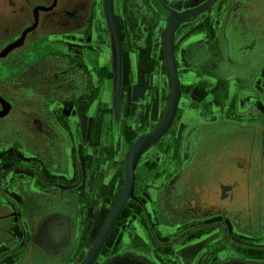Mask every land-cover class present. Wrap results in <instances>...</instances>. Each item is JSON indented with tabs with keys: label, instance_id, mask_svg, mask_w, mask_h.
Masks as SVG:
<instances>
[{
	"label": "flooded vegetation",
	"instance_id": "1",
	"mask_svg": "<svg viewBox=\"0 0 264 264\" xmlns=\"http://www.w3.org/2000/svg\"><path fill=\"white\" fill-rule=\"evenodd\" d=\"M12 1L17 4L15 9L11 8L7 13L4 11L2 15L0 14L3 21L5 20L4 33H6V37L0 41V45L4 44L3 47H6L19 39L26 28L36 25L26 34L23 43L8 53V58L3 62L0 70L3 71V75L0 76V95L6 102L0 99V112H6L2 116L0 115V143L5 141L16 143L25 140V126L27 123H31L28 124L31 129V133L27 135L28 143L32 144V147L36 146L38 151H43L46 159H55L59 163L62 160L64 162L67 159L66 131L55 129L59 126L54 118L57 114L55 110L57 102L55 98L52 100L50 97L56 93L57 86L63 85V81L69 83L67 87L62 86V89H71L72 92L73 88L78 90L77 85L79 84L80 90H85L88 87L87 78L89 74L94 77L97 73L101 80H104L102 73L99 71L103 66L90 70L88 63L90 50L92 54L96 50V55L100 54L102 58L104 55L102 43H106L107 49L110 45V52L109 49L108 52L111 55L112 66L113 109L116 110L113 41L107 23L108 19L106 21L105 0H7L10 6H13ZM154 1L160 4V0ZM181 1H193V4L181 10L173 11L183 12L194 9L207 0ZM152 3H154L153 0H113L114 18L122 47V82L119 110H138L136 109L138 108L137 102L140 100L143 104L139 108L142 110L156 109V107L153 109V103H149L150 93L154 94L155 92V89L151 91L150 83L152 80L155 81L154 76L157 67H159V70L161 69L160 63L162 61L156 60L154 54L156 49H159L162 45L157 42L159 38L158 29L162 24L155 13V8L152 9ZM225 3L226 5L221 6L222 11L220 13L216 11L219 4V0H216L209 10L181 22L176 30V33L181 31V46L177 54L174 39V55L176 66H179L180 71L178 73L182 90L181 100L185 105L180 107V100L175 118L180 117L182 133L186 135L184 144L187 147L181 154L180 159L176 158V160H174L175 157L172 159L170 155H162L153 159L152 154H148L147 159L140 163L142 157L139 158L135 171L134 192L135 202L144 212V215L142 213L141 215L145 219V223H142L140 215L132 211V214L128 215L119 226L117 225L116 233L112 234V231L108 236L96 259L97 261H95L98 264H111L120 258L134 259L146 264H203L202 256L210 254L211 251L214 252L215 259H209V262L205 264H259L246 262L243 258L233 259L230 256L223 258L222 253L216 249L218 247L224 248L223 243L231 239L230 236L226 235V227L224 226V219L227 218L230 212L235 216L244 213L248 220H253L260 214V211L249 209L245 212H229L217 209L215 204H212L213 199H210L209 193L206 194L209 197L200 198V187L198 185L201 182L196 184L198 187L191 188L189 195H187L188 199L182 195L183 190H179L177 187L178 184L182 186L186 180L188 182L190 179V176L184 178L183 175L187 170H191L203 141L210 140L222 133L228 134L227 137L240 138L239 143L243 142L244 144L247 140L243 131L247 126L238 127V124L234 123V120H228L224 113H221L220 118L214 121L202 120L197 116L191 118L193 116L190 115L191 110H199L191 103L193 101L192 91L196 86L194 84L204 82L209 76L205 74L207 72L211 76L217 77L219 83L222 81L226 83L221 87V90L211 88L209 93H213L217 100L220 98L226 100L227 96L224 94L228 93L227 89L231 87L230 79L234 75L240 74L241 77L246 78L247 83L251 79L264 82V74H262L264 70V43L253 47L252 40H246L245 48L232 49L231 45L229 46L223 39V34L231 30L230 27L235 14L241 12L246 15L247 35L250 34L255 38L262 34L264 31L260 28H262L264 22L259 24L257 13L262 14L264 20V0H225ZM39 6H44L46 9L38 8ZM170 16L171 12L165 29L163 45L165 52L163 57L167 66V29ZM194 18L195 21L192 20ZM98 34L101 35V38L105 35L107 40L105 42L102 39L101 41L98 40ZM63 37L65 39L69 37L67 41L76 43L78 46L82 45L79 50L81 51L80 55H73L70 52L65 53L60 50H48L51 43L65 42ZM91 41L95 43L89 46ZM213 41L214 43L211 44ZM36 43L41 44L38 49ZM219 43H222L223 47ZM245 52L246 54H244ZM213 56V66L209 64L210 59L207 60L208 63L203 62L200 65L202 59L212 58ZM243 56L246 58V70L235 73L236 71L232 69L234 66L231 62ZM99 60L101 61V59ZM159 78L162 82L163 74ZM31 96L32 98H30ZM33 98L39 99L35 102V110H31L28 105V101ZM160 102L159 100V107L162 105ZM15 115L18 116L17 122L10 121L6 124L5 121L15 117ZM162 117L160 118L161 121L163 120ZM192 119L193 123L191 122ZM49 121H53L52 125ZM146 125H149V123L147 122ZM233 126L239 129H234ZM253 126L259 127L257 125ZM155 127L144 134L150 133ZM52 134L55 136L53 143L50 140V137L53 138ZM196 142L198 150L193 153ZM241 143L233 142L231 144L228 157H224L223 163H219L221 168L224 167L223 165L228 166L235 156H246V148H242ZM43 144H46L44 149L48 150L42 148ZM250 153L255 156L254 147L250 150ZM145 156L146 154L143 157ZM165 157L171 158L174 162H164ZM190 159L191 162H189ZM204 159L201 169L208 170L207 173L210 176V172H216L210 164V160L214 158ZM55 160L51 163L55 167V169L53 168L54 174L51 175V180L42 179L37 172V176L41 178L39 181L43 184L41 190L31 189L33 193L28 194L26 188L25 190L23 188L24 193L21 203L5 192L0 194L2 199H9L14 203V206L9 207V209L6 204L0 201V264H80L88 257L90 249L94 245L110 212H106L104 222L99 224V231L91 238L88 231L92 219L99 212L98 208H94L96 206L94 205L95 199L91 202V206L89 204L85 205L90 206L87 207L88 211H85L81 194L82 174L77 180L68 181V179H65V174L68 173L67 164L65 163V166L61 168V165L56 163ZM240 163V160L236 161L238 168H240L238 165ZM138 168H140V171H137ZM239 170L238 173L231 171L229 178L234 182H240L242 178V182L244 181L245 184H249L251 188L257 191L260 179L251 174L253 177L246 181V167ZM142 176L147 179L145 183L143 182L144 184L140 178ZM216 177L218 175L215 176V180L218 179ZM93 178L87 180V183L97 181ZM126 181L127 179L123 181L122 188L114 195L116 200L123 192ZM160 181V185L156 186ZM252 182L255 183L254 186ZM137 188H140V193L142 192L143 195L149 197L151 202L149 208L141 200L144 198L143 195L136 193ZM204 190L209 192V189L204 188ZM107 194L108 190L106 195L103 196L105 197ZM211 194L214 198H217L216 195L219 196L220 191H214L213 189ZM110 197L112 198L113 195ZM101 208L105 210L102 205ZM112 208L113 206L108 210L110 211ZM221 222L224 224H221ZM18 227L21 229V235L17 230ZM124 229H130L129 233L124 234ZM86 233L87 236L84 235ZM221 240L224 242H221ZM87 242H91L90 247L86 244ZM152 243H157L158 247L162 248L163 260L158 259L159 256ZM10 256L16 257L10 259L12 261L6 259Z\"/></svg>",
	"mask_w": 264,
	"mask_h": 264
},
{
	"label": "crops",
	"instance_id": "2",
	"mask_svg": "<svg viewBox=\"0 0 264 264\" xmlns=\"http://www.w3.org/2000/svg\"><path fill=\"white\" fill-rule=\"evenodd\" d=\"M224 5H226L225 0H219L216 11L221 13L222 7ZM230 29L231 30H229L228 33L223 34V39L229 46L231 45L232 49L239 47L245 48L246 40H252V44H254L253 47H257L264 43V32L259 34L260 37L257 36L255 38L250 34L247 35L246 15L243 12L235 14ZM98 36V40L100 41L101 39L103 42L107 40L105 35H103L102 38L100 34H98ZM63 38L65 39V37ZM68 38L65 39V42L51 43L48 46V50H60L64 51L65 53L70 52L73 55H80L81 51L79 50L82 48V45L78 46L76 43H71L67 41ZM94 43L95 42L93 41H91V43L89 42V46L93 45ZM212 43H214V41L211 42V44ZM219 44L221 47H223L222 43ZM36 45L35 46L37 49L39 46H41V44L37 43ZM102 45V51L104 54L102 58L100 54L96 55V50L93 51V54L90 50L88 63L90 70L103 66V68H100L99 71L102 73L101 75L104 77V80H101L97 73L94 75V77L89 74V77L87 78L88 87L85 90H80L79 84L77 85L78 90L73 88L72 92L70 91L71 89H62L63 87H67L69 83L68 81H63V85L60 84L61 88L60 85L57 86L56 93L52 94L50 97L52 100L55 98V101L57 102V106H55L57 114H55L56 117L54 118L57 120L59 126L55 129H57V131H66V161L63 162L62 160V162L59 163L55 159H46V157L43 155V151H38L36 146L32 147V144L28 143L27 141V135L31 133V129L28 124L31 123H27L24 129L26 133L25 140L16 143L6 141L0 143V188L2 189L0 194L5 192L21 203L25 188L26 193L32 194L33 191H31V189L41 190L43 186L39 179L42 178L48 179L49 181L51 180V175L54 174L53 171L55 169L51 163L54 160L56 163L61 165V168L65 166V163L67 164L68 173L65 174V179H68V181H75L82 174L83 184L81 187V194L83 196V205L85 211H88L87 207L91 206V202L94 201L96 196H101L104 194L106 195L107 190L108 194L114 196L117 194V191L122 188L125 170L121 169L123 168L121 164L125 161V157L127 155L126 153L129 150L127 149L125 151L126 144L128 141H131L133 136V138L137 136L138 127H143L144 124L146 125L148 122V128H151L152 125L151 129H153L157 124H160L161 120L159 119V116L162 114L163 117H161L163 119L167 110L154 109V107L157 108L159 105V100L155 97V92L154 94L151 92L149 103H153L154 110H142L139 108L140 105L143 104L140 100L137 102L138 108L136 109L138 110H119L120 112L117 113L116 110L113 109L111 59L108 58L109 52L106 43H102ZM84 47L85 46L83 45V48ZM98 52H100V50H98ZM98 58L101 59V61ZM212 59L214 60V56L212 58L210 57L208 59H202L200 65L203 62L208 63L207 60H209V64L213 66L214 64H212ZM231 63L232 66H234L232 69L236 71L235 73H240L246 70L247 64L245 56L242 58L238 57ZM205 74L209 76H207V79H205L204 82L201 84L193 83L196 86L194 90L192 89L193 101L191 103L199 108V110H191L190 115H193L191 118L197 116L202 120L214 121L217 118H220L221 113H224L228 120H234V123L238 124V127L242 125L247 126V123L253 122L250 124L251 126L257 125L260 128H264L263 81H254L251 79L247 83L246 78L241 77L240 74L234 75L230 79L231 87L227 89L228 93L224 94L227 96V99L223 100L220 98L217 100V98L215 99L213 96V93H209V90L211 88H216L215 90H221V87L226 83H223V81L219 83L217 77H213L207 72ZM262 74H264V70ZM154 77L155 81L152 80L150 83L151 91L154 90L152 87L153 82H157L156 76ZM165 82L168 85V99L166 98L165 103L168 104L170 103L171 98V87L169 86L171 81L169 78H166ZM183 82L184 81L182 80V83ZM156 88L157 86L155 85V89ZM30 98H32V96ZM36 101H39V99L33 98L28 101V105L31 110H35L34 108ZM224 104L225 107L223 108ZM53 121H49L50 125H52ZM191 122L193 123V119ZM259 124L262 125L260 126ZM52 137L53 138L50 137V140L52 141L51 143H53L55 136L52 134ZM185 140L186 135L182 133L180 117L178 119L174 118L166 133L163 135L161 140H159V142L163 143V155H170L172 159L175 157L174 160H176V158L180 159L181 154L187 147L184 144ZM45 146L46 144H43L42 148L44 149ZM241 147L246 148V156L241 155L233 157L231 160L233 166L234 164L236 165L237 160H240L241 163L238 164L239 167H246V181L253 177L251 174H254L255 178L262 180L264 175V142L260 144V147H258V144L255 141L252 142L251 139H247L246 144L244 143ZM253 147H255L254 150L258 149L260 151L259 154H261V156H252L250 150H252ZM197 148L198 144L196 142L193 153L197 152ZM172 159L165 157L163 160L164 162L171 163L174 162ZM213 161V164H211L213 170L216 172L220 171L221 167L219 163L221 162L217 161L216 159ZM189 162H191V159ZM45 164H47L48 167L45 166ZM37 172L41 178L37 176ZM92 178L95 180L97 179V181H89V183H87V180H91ZM216 178H219V175ZM17 179L18 181H16ZM241 179L240 182H237V187L227 195L225 200L214 198L212 204H215L217 209L227 210L229 212H245L246 210L251 209L252 211H260V214L253 220H248L244 213L235 216L230 212L227 218L224 219L225 224L222 222L221 224H224L226 227V235L230 236L231 239L223 243L224 248L218 247L216 250L222 253L223 258L230 256L233 259L243 258L249 263L264 264V189L263 185H261L262 181H260L257 191H255L256 189L254 190L251 188L249 184H246V189H242L243 192L240 194L239 186L242 182ZM84 199H86L85 202ZM0 201L6 204L7 208H12L14 206V203L11 200L4 198L2 199L1 195ZM87 204L90 206H85ZM250 204L251 206H249ZM17 230L20 234V227H18ZM221 242L224 241L221 240ZM15 257L16 256H10L6 259H15ZM209 259H215L213 251H211L210 254L206 256H202L203 264L209 262ZM123 260L124 258H120L113 261L111 264L129 263ZM135 263L142 264L138 262Z\"/></svg>",
	"mask_w": 264,
	"mask_h": 264
},
{
	"label": "rangeland",
	"instance_id": "3",
	"mask_svg": "<svg viewBox=\"0 0 264 264\" xmlns=\"http://www.w3.org/2000/svg\"><path fill=\"white\" fill-rule=\"evenodd\" d=\"M180 1L181 0H178V1H175V0L174 1H170V0H160V4H158L156 1L153 0L154 3H152V5H153L152 9L155 8V13L157 14L158 18L161 20L160 22L162 24L160 26V28L158 29V31H159V36L158 37L159 38L157 39V42H160L162 44L161 45L162 47L160 46L159 49H156L155 54H154V58L156 60L162 61L160 63L161 69L159 70V67H157V69L155 71V76L157 78V82L156 83L153 82V84H152V86H153L154 89H155V85L157 86V88L155 89V90H157V91H155V97L158 100H160L161 101V104H162L161 107H159V105H158L157 108H156V110H167L168 104H170V103H168V104L165 103V100H166L167 95H168L167 94L168 85H167V83L165 81H166V78H169V80L171 81V79H170L171 76L169 77V75H170L169 72L170 71H169L168 66L165 64V62H164L165 59L163 57V55L165 54L164 48H163L164 41H165L164 36H165V29L167 28L166 25H167V22L169 20V13L171 12V10H181L182 8L187 7V6H190L191 4H193V1H190V2H185V1H183V2L181 1L180 2ZM12 3H13V6H10V4L7 2V0H0V14L2 15L4 13V11H6V13H7L8 10H10L11 8H14L15 9V6L17 4H16L15 1L14 2L12 1ZM101 5H102V2H101ZM263 8H264V5H263ZM192 20L195 21L196 19L194 18ZM4 21H3V19L0 16V41L4 37H6V35H5L6 33H4V31H5L4 30V28H5ZM106 21H107V18H106ZM257 21L259 22V24H261L262 22H264L263 17H262V14H258L257 13ZM262 25L263 26H261L262 28H260V29L264 31V24H262ZM180 32L181 31H179V32L176 33V38H175V44H176L177 54H178L179 47L181 46ZM120 43H121V39H120ZM3 46H4V44H1L0 45V51L5 48ZM108 49H109V52H110V45L108 46ZM121 49H122V47H121ZM112 50H113V47H112ZM244 54H246V52ZM112 56H113V53H112ZM110 57H111V55L109 53L108 58L111 59ZM7 58H8V54L6 56H4V57H0V70L2 69L3 62ZM166 60H167V58H166ZM167 63H168V61H167ZM177 68H178V71H179V66L178 65H177ZM161 74H163L162 82L160 81V78H159ZM2 75H3V71H0V76H2ZM169 84H170L169 86L171 87V92H172V84H171V82ZM158 86H159V89H158ZM125 87L127 88L128 85L125 86ZM171 96H172V93H171ZM170 100H171V98H170ZM184 105H183L182 100H181L180 107L181 106H184ZM161 116H162V114H161ZM161 116H159V119H160ZM17 117L18 116L15 115V117H12L11 119L10 118L7 119V121H5L6 124L7 123H10V121L11 122H17L16 121V120H18ZM252 123L253 122L247 123V127L244 128L243 131L246 134V139H251L252 141H255L258 144V147H260V144H262L264 142V128H260V127H256V126H251L250 124H252ZM248 124H249V126H248ZM259 125L261 126L262 124H259ZM218 126H219V124H218ZM148 127H149V125H145L143 127H138L137 136L135 138H133L134 137L133 136L132 137L133 139L131 138V141H128V143L126 144L125 151L127 149H130L134 145V143L138 140V138L140 136H142V134H144L148 130H151L152 125H151V128H148ZM233 127H235L234 129H239L236 126H233ZM227 135L224 134V133H222V134H219L218 136L217 135L214 136L210 140H207L205 142L204 141L202 142L203 145L201 146V148L199 147L198 156H196L193 166L191 165L192 166L191 170H187V172L183 175L184 178L187 177V176H190L189 177L190 179L188 180V182L186 180L185 183L182 186H180V184H178V186H177L179 188V190H183L182 195L186 199H188L187 195H189V192L191 191V188L192 187H194V188L195 187H198V186L200 187V189H199L200 190L199 196H201L200 197L201 199L207 198L209 196H210V199H214V196L211 194V191L213 189H214V191H220L219 196L216 195V197L219 198V200H221V199H224L225 200L226 197H227V195L230 194L237 187V185H236L237 182H234L233 180H231L229 178V174L230 173H232L234 171H236V173H238L240 171L239 168H237V166L235 164L233 166L232 161L228 164V166L223 165L224 167H222L221 170L218 171V172L211 173L210 172L211 169H210L209 170L210 176H209V173H207L208 170L201 169L202 168V162H203V160H205L204 158H214L217 161H219V162L222 163L223 160L225 159L224 157H228L229 151L231 149L230 148L231 147V144L233 142H235V143L236 142H239V139L240 138H236L234 136H233V138H232V136H228L227 137ZM161 138L159 140H161ZM159 140L157 142H155L152 146H150L149 148H147L146 150L143 151L142 155L144 156L146 154V156L145 157H143L142 155L140 156V157H142L140 159V163H143L147 159V155L148 154L149 155L152 154L153 159L154 158H157V157L159 158L160 156L163 155V152H162L163 143L162 142H159ZM241 144L243 145V142ZM259 152L260 151L258 149L254 150L255 157L261 156V154H259ZM213 160L210 162V164H213V162H214ZM121 165L123 167L121 169H125V171H126V159H125V161ZM137 171H140V168H138ZM217 175H219V178L218 179L216 178L217 180H215V176H217ZM140 178H141L142 183L143 182L145 183V181H147L146 177H144V176H142ZM138 179H137V181H138ZM124 180H126V178L123 179V181ZM139 181H140V179H139ZM260 181H262V185H263V189H264V175L262 177V180H260ZM135 182H136V180H135ZM142 183H141V185L144 184V183L143 184ZM160 183H161V181L158 184H156V186H159ZM197 183H200V185L197 186L196 185ZM252 184L254 186L255 183L252 182ZM204 188L205 189H209V192L205 191ZM239 188H240V194H241L243 192L242 189H246L245 182H241V185L239 186ZM136 193L137 194L139 193V194L143 195L142 192L140 193V188H137ZM207 193H209V196H206ZM110 196H112V195L111 194H109V195L107 194V196H105L107 198L106 200H105V197L103 195H101V196L98 195L95 198L94 205H96L98 207L95 206L94 208L95 209L98 208L99 209L98 210L99 212H98V215L96 213L95 218L92 219L91 227H90V229L88 231V233L90 234L91 238L94 235L97 234V232L99 231V226H100L99 224H101V223L104 222V218L106 217V214H107L106 212H110L108 209L110 207H112L114 205V203H115L116 196H113L112 198ZM135 197H136L135 196V192L133 191V197L130 198L129 203L126 204V206L124 207V209L122 210V212L117 217L116 223H115L114 227L112 228L110 234L112 233V231H113L112 234L116 233V231L118 229L117 225L119 226V224L122 223L128 215L132 214V211H134V212H136V214L140 215L141 216V219H142V223L143 224L145 223V219L141 215V213L143 214L144 212L141 209V207L137 204V202H135L136 201L135 200L136 199ZM143 197L144 198L141 199L142 202H143V204L147 205V207L149 208V206H151V202L149 200V197H147L146 195H143ZM137 199H138V197H137ZM132 200H134V201H132ZM154 201H156V200L154 199ZM186 203H188V201H186ZM101 205L105 208V210H103V208H101ZM129 230L130 229H128V230L124 229L123 230V233L124 234H127V233H129ZM84 235L87 236V233L84 234ZM88 237H89V235H88ZM86 244H88L89 247H90L91 242H87ZM152 245L155 248V251L157 252V254L159 256L158 259L160 261L163 260L162 248L161 247H158L157 243H152ZM171 253H173V252L171 251ZM132 261H134V262H140L142 264H146L144 262L136 261L134 259H132ZM95 263H97V262H95ZM95 263H93V264H95Z\"/></svg>",
	"mask_w": 264,
	"mask_h": 264
},
{
	"label": "water",
	"instance_id": "4",
	"mask_svg": "<svg viewBox=\"0 0 264 264\" xmlns=\"http://www.w3.org/2000/svg\"><path fill=\"white\" fill-rule=\"evenodd\" d=\"M216 0H207L200 6L186 10L183 12H176V11H171V16H170V23L168 25L167 29V60H168V68L170 71V76H171V81H172V89H173V96L170 100V104L168 106V110L166 112L165 117L161 121V123L150 133L144 134L138 138V140L134 143V145L128 150L127 155H126V184L123 189L124 193L127 191V188L129 183L130 187L132 184L135 186V180H136V173L135 169L136 166L138 165L139 158L142 155L143 151L152 146L155 142H157L168 130L169 126L171 125V122H173L175 115L178 110V100L181 95L180 92V79H179V73H178V68L176 66V61H175V55H174V39H175V33L176 30L178 29L179 25L181 22L188 20L192 16H196L200 13H203L206 11L210 6H212ZM105 7H106V14H107V19H108V24L110 27L111 31V36H112V41H113V53H114V100H115V108L116 112H119V100H120V89H121V82H122V49H121V43H120V38L118 35V31L116 28V23H115V18H114V9H113V0H105ZM38 8H43L46 9L44 6H39ZM176 20V21H175ZM36 24L26 28L21 37L17 39L16 41L8 44L3 50L0 51V57L6 56L11 50L19 47L24 39L26 34L32 30L35 27ZM0 99L4 101L2 96L0 95ZM5 102V101H4ZM6 103V102H5ZM5 111H2L1 114H3ZM171 120V121H170ZM170 121V123H169ZM169 125L167 126V124ZM167 126V128H166ZM166 128V129H165ZM133 191L134 189L129 192L126 196V201L123 205L118 210V213L115 217H113L111 226L105 235L103 237L102 242L100 247L98 248V251L96 253V256L93 258V261L90 264H93L96 259L98 258L112 228L114 227L116 223V219L119 216V214L122 212L126 204L128 203L129 198L133 197ZM120 201V198L115 201L113 205V209L117 207L118 202ZM112 209V211H113ZM110 210V212L112 213ZM110 213V215H111ZM109 216V215H108ZM105 229V226L104 228ZM100 237V236H99ZM99 237L97 241H99ZM96 241V244H97ZM85 259L80 263L84 264Z\"/></svg>",
	"mask_w": 264,
	"mask_h": 264
},
{
	"label": "bare ground",
	"instance_id": "5",
	"mask_svg": "<svg viewBox=\"0 0 264 264\" xmlns=\"http://www.w3.org/2000/svg\"><path fill=\"white\" fill-rule=\"evenodd\" d=\"M200 6V5H199ZM210 8H211V6H210ZM209 9V8H208ZM207 9V10H208ZM190 10V9H189ZM37 11V10H36ZM205 12V11H204ZM201 14V13H200ZM193 17V16H192ZM168 61V60H167ZM179 79H180V77H179ZM180 83V92H181V95H182V90H181V82H179ZM171 84H172V81H171ZM181 95H180V97H179V100H178V103L180 102V99H181ZM172 96H173V89H172ZM172 96H171V98H172ZM178 106H179V104H178ZM0 113H2V111L0 112ZM6 113V112H5ZM5 113H3V114H1V116L2 115H4ZM171 121V120H170ZM170 121H169V123H170ZM169 123L167 124V126L169 125ZM172 123V122H171ZM167 126H166V128H167ZM165 128V129H166ZM136 168H137V166H136ZM135 171H136V169H135ZM127 179V178H126ZM125 187V186H124ZM128 187L129 188H127V191L124 193V191L120 194V196L118 197V199L120 198V201L118 202V205H117V207H115L114 209H113V211H112V213H111V215H110V213H109V216H108V218H107V220H106V222H105V224H104V226H105V229H103L104 228V226H103V228H102V230H101V232L99 233V235H98V237H99V241H97V239H98V237H97V239H96V241H97V244H96V241H95V243H94V245L92 246V248L90 249V253H89V255H88V257L86 258V260H85V262H84V264H90L92 261H93V258L96 256V253H97V251H98V248L100 247V245H101V242H102V239H103V237H105V235L107 234V232H108V230H109V228H110V226H111V222H112V219H113V217H115L116 215H117V213H118V210H119V208L121 207V205H123L124 203H125V201H126V196H127V194H128V191L129 192H131L133 189H134V184H132L131 185V187H130V183H129V185H128ZM117 199V200H118ZM129 200H130V198H129ZM128 200V201H129ZM104 235V236H103ZM103 236V237H102ZM96 247H98L97 248V251H95L96 250ZM95 259V258H94ZM123 261H127V262H129L128 264H136L134 261H132V260H128V259H124ZM138 263H140V262H138Z\"/></svg>",
	"mask_w": 264,
	"mask_h": 264
}]
</instances>
